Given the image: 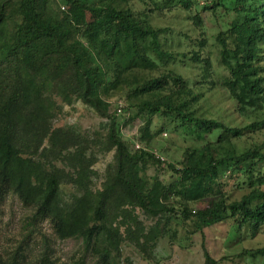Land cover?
Wrapping results in <instances>:
<instances>
[{
  "label": "trees",
  "instance_id": "1",
  "mask_svg": "<svg viewBox=\"0 0 264 264\" xmlns=\"http://www.w3.org/2000/svg\"><path fill=\"white\" fill-rule=\"evenodd\" d=\"M126 1L63 0L77 15H97L98 28L84 35L85 43L77 39L70 15L60 20L54 0H0V199L9 193L16 195L33 209L35 219L52 225L59 239L81 240L86 253L99 256L102 264H114L113 254L123 242L141 245L160 238L158 224L146 230L137 210L150 218L174 212L185 221L193 217L203 222L229 221L237 231L246 229L256 235L264 229V144L240 151L236 142L247 133L264 131V116L238 128L200 114L196 108L199 95L193 86L166 69L178 56L166 49L164 38L169 29L152 26L148 16L138 17L122 6ZM150 1L154 5L151 12L162 13L174 6L173 0H164L163 6ZM227 1L211 0L212 8H227ZM230 1L238 9V18L217 39L220 64L229 72L223 86L242 115L257 113L264 110V0ZM195 4V0H177L176 6L190 10ZM12 16L19 21L13 28ZM195 19L200 23L199 16ZM192 59L203 64V77H211L209 59L199 53ZM162 69L163 74L144 80L127 93L129 98L141 100L134 106L137 115L149 116L146 135L152 117L159 115L174 124V131L182 130L205 143L187 152V156L194 153L196 166L187 165V159L179 167L168 163L174 179L164 186V193L152 196L155 183L140 178L138 166L161 161L145 149H128L104 96L110 85L128 81L137 71ZM52 96H61L68 103L75 97L112 120L107 144L108 150H115V164L97 192L90 186L91 161L81 150L79 137L72 128L65 133L50 128L57 110ZM47 138L50 147L43 149L39 161L35 149ZM61 162L74 174L59 168ZM133 167L139 180L132 175ZM236 174L243 179L241 185L247 193L239 201L229 202L220 179ZM67 179L82 192L69 206L60 200ZM209 198H214L209 207L189 208L191 203ZM172 199L177 200L179 211ZM244 254L261 258L264 264V247ZM46 256L41 264H49ZM205 258V264L219 262L208 252ZM0 264H26L22 250L0 255Z\"/></svg>",
  "mask_w": 264,
  "mask_h": 264
},
{
  "label": "rangeland",
  "instance_id": "2",
  "mask_svg": "<svg viewBox=\"0 0 264 264\" xmlns=\"http://www.w3.org/2000/svg\"><path fill=\"white\" fill-rule=\"evenodd\" d=\"M54 9L60 14V20L68 14L71 16L72 25L77 33L76 37L86 43L84 35L98 28L97 15L87 13L76 14L63 0H54ZM163 6L164 0H155ZM196 4L190 10H184L176 6L177 0L170 10L164 12H151L154 9L150 0H128L122 2V6L131 9L138 17H149L152 26L168 28L165 36L166 49L177 53V60L170 63L166 69L174 70L182 75L194 91L199 95L196 108L205 118L214 119L231 127L244 128L253 121L264 116V110L242 115L237 109V103L230 97L223 86V81L229 75L227 69L220 64L221 47L218 35L227 31L231 23L237 20V8L232 7V2H226L227 8L213 9L211 0H195ZM170 5V6H171ZM14 10V8L12 9ZM200 17V23L195 17ZM10 25L18 23V19L12 16ZM204 41V45H201ZM195 53L201 54L203 59L211 62V77H203V64L194 61ZM164 69V68H163ZM158 72L137 71L129 80H121L116 87L109 86L104 98L110 104L109 114L117 124L121 139L126 143L131 152L145 149L152 153L160 164L149 162L138 167L141 170L140 177L133 167V177H139L146 182L155 183L152 196L164 193L166 185L173 181V172L168 169L171 163L180 166L187 159V165L196 166L198 163L194 153L187 156L190 149L202 146L204 139H193L182 130L174 131V124L159 115L152 117L149 134L146 135V121L148 115H137L134 107L140 103L137 96L128 97L131 88L141 85L144 80L158 77L164 70ZM57 110L50 123L51 129H60L62 132L68 129L74 131L79 137V145L86 158L91 161L90 186L94 192L103 188L108 170L115 164V150H108L107 137L111 126L109 117H102L91 107L71 97L68 103L61 96H52ZM130 106V107H129ZM121 109V111H120ZM208 138V137H207ZM214 140V139H213ZM264 144V131L247 133L236 142L240 151L249 150ZM50 147L48 138L37 150V160H42V151ZM59 168H64L68 173L74 174L69 166L57 163ZM242 178L238 174L233 177L220 179L222 189L229 202L239 201L247 189L241 185ZM264 188V187H263ZM82 192L75 187L70 180H65L60 189V200L65 206L73 204L81 198ZM214 198L191 203L189 208L195 211L210 206ZM176 211H179L177 200ZM143 223L146 230L158 224L162 234L154 243L138 245L128 240L123 242L119 252H114V264H205V253L208 252L218 264H263L261 258H252L245 255V251H252L264 247V229L256 235L248 230H238L229 221L203 222L193 217L189 221L175 216L174 212L162 216V218H150L145 213L137 210L135 213ZM34 211L25 207L20 199L9 193L0 199V255L7 257L9 254L21 249L26 264H41L44 256L49 258V264H102L99 256H91L85 251V245L81 240L70 238L61 240L55 234L52 225L48 221L34 218ZM82 260V262H81Z\"/></svg>",
  "mask_w": 264,
  "mask_h": 264
}]
</instances>
